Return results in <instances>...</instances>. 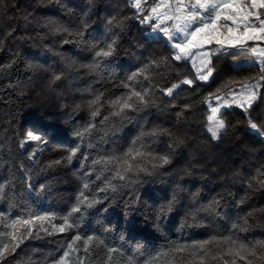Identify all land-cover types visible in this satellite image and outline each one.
<instances>
[{
  "label": "trees",
  "instance_id": "1",
  "mask_svg": "<svg viewBox=\"0 0 264 264\" xmlns=\"http://www.w3.org/2000/svg\"><path fill=\"white\" fill-rule=\"evenodd\" d=\"M151 3L143 2L139 12L130 0H0V186L5 189L0 233L13 231L6 225L14 220L34 221V235L0 264H52L75 235L102 237L122 248L125 260L131 257L134 264H189L188 253L180 256L172 249L213 237L264 240V186L258 182L264 179L258 172L264 167V136L248 127L249 117L235 105L220 110L227 127L219 139L212 140L207 132L216 97L255 83L260 66H236L233 60L240 51H230L235 55L212 57L215 71L208 81L195 80L191 63L172 59L171 45L149 36L148 26L141 23ZM60 27L72 35L57 31ZM113 39V56L94 59ZM97 63L96 70L88 67ZM141 69H146L147 79H128ZM56 75L61 79L54 80ZM186 78L194 84H181L172 97L161 91ZM125 83L148 89L150 103L122 120L110 115L107 101L128 93ZM259 92L250 114L264 127V81ZM99 93L104 94L103 106L93 118L88 102ZM185 105L190 108L185 110ZM89 123L95 127L84 133ZM153 129L167 134L141 135ZM28 131L45 142L21 147ZM138 137L136 147L143 144L146 153H167L171 163L152 170L145 160L150 174L138 172L134 182L114 180L115 192L97 191L105 187L114 166L105 170L93 161L122 156ZM77 146L69 162V150ZM57 160L62 163L55 164ZM84 182L90 185L86 195L104 202L72 214L73 228L55 231L53 226L63 224ZM244 218L246 231L233 229ZM16 227L26 235L29 225ZM4 243L9 238L0 236V246ZM77 245L83 256L82 241ZM69 261L78 264L77 253Z\"/></svg>",
  "mask_w": 264,
  "mask_h": 264
},
{
  "label": "snow or ice",
  "instance_id": "2",
  "mask_svg": "<svg viewBox=\"0 0 264 264\" xmlns=\"http://www.w3.org/2000/svg\"><path fill=\"white\" fill-rule=\"evenodd\" d=\"M133 7L138 11L143 10L142 0H130ZM146 2V0H144ZM153 6L142 18L141 23L150 24L152 31L162 32L168 41L171 42V47L174 49L172 53V59L175 61H184L187 59H194L197 55L200 57L201 66L196 69L197 75L195 80L208 81L215 71V65L212 62L213 56H221L226 53L225 46L231 49H239L240 54H245V44L250 40H264V14L260 10H264V0H250L249 3L243 2V0H160L159 3L156 0H152ZM152 21H156L152 23ZM175 21L172 23L171 28L164 27L163 25ZM115 22V18L109 21V24ZM222 22H230L222 23ZM57 31L67 32L69 36L72 35L69 29L60 27ZM182 34V35H181ZM67 42V41H66ZM215 43L220 48L216 50H210L208 52H193V49H203L205 45H211ZM117 40L113 39L107 43L105 47L95 52V58H109L113 56ZM247 53L250 54V66L259 64L260 76L255 83L243 84L241 92L237 95L233 93L231 102L224 98L223 107H232L235 104L236 107L243 109L246 116H248V127L253 131L264 136V127L257 124L250 114V109L260 99V81H264V48L251 47L248 48ZM227 55H235L232 52H227ZM255 58V59H252ZM153 64L157 63L152 61ZM195 67V64L193 65ZM90 67L92 70H96L99 64H94ZM146 69L133 73L129 80H134L138 76H144ZM61 79L60 75L54 76V80ZM194 79H184L180 83H174L170 87L161 89L163 94L168 97H172L176 89L181 84L191 87L194 84ZM128 88V93L116 97L115 99L107 101L108 106L112 109L111 116L128 119V113L139 111L140 106H147L150 103L148 99L149 90L143 91L132 88L129 84L123 85ZM103 93H99L94 99L88 102V107L91 109V116L93 118L100 115V109L103 106ZM217 100L221 97L217 96ZM185 110L190 108V105L184 106ZM211 115L207 117L208 125L207 132L210 133L212 140L219 139L222 131L227 127L226 121L220 118V107H212L210 105ZM180 113H177L179 116ZM105 120L108 117L104 118ZM95 127L94 124L89 125L84 129V133H90ZM167 134V130L153 129L150 132H142V136H158ZM78 136H82L83 133L78 132ZM139 137L136 141H133V145L125 151L122 156H101L95 161L94 164L103 165L105 170L108 166H114V170L109 177H105V187L97 189L99 192H106L109 189L112 192L117 190V185L113 183L114 180L122 182H134L132 177L138 172H145L150 174V169L143 162L148 161L151 165V169L163 168L165 165L171 163V156L165 154H151L144 151L145 145L140 144ZM28 142H41L44 143L42 136L36 134L33 131H28L25 134V138L21 141V147ZM172 148V145H169ZM79 151V146L69 150L67 160L71 162L72 158ZM32 158L31 156L29 157ZM55 164H60L62 161L57 160ZM260 176L264 177V167L258 170ZM97 179H100L98 176ZM264 186V179L258 181ZM251 186V185H250ZM90 185L84 182L81 190L77 194L76 202L71 208V211L67 217H64L63 224L55 231L63 233L73 228V223L69 218L72 214H78L83 211L84 208H92L96 204L103 203L104 201L97 198L95 195H86V191ZM5 189L0 186V197H3ZM107 199V197H105ZM171 207V206H170ZM249 216L252 213L248 214ZM35 220H45L47 217H35ZM33 220H21L17 219L12 221L11 225H6L13 229L11 232L0 233V236H7L10 243H4L0 246V260L6 258L8 254H15L17 249L21 247L25 240L34 235L32 227ZM247 218H244L243 225L233 224V229L239 227L240 231H246L244 225H247ZM29 225L26 229L27 234L19 233L17 225ZM47 232V229H43ZM48 235H52L51 232H47ZM82 241L83 256L79 255L80 247L77 242ZM191 249V250H190ZM35 251V250H34ZM172 252L183 256L184 253H188L192 260L189 264H211V261H223V264H238V261H244V264H254L256 260L264 261V240H257L255 242L240 241L238 238H234L232 235L213 237L209 240L198 242L192 246L178 245L172 249ZM217 252L220 253L217 256ZM72 253H77L78 264H85L88 260L89 264H134L131 257L125 260L122 248L109 244L105 239L99 236L88 235L86 238H82L80 235L72 237L71 242L67 244V250L63 251V254L58 259H54L52 264H70L69 257ZM168 255V253H164ZM231 257V260L228 259Z\"/></svg>",
  "mask_w": 264,
  "mask_h": 264
},
{
  "label": "rangeland",
  "instance_id": "3",
  "mask_svg": "<svg viewBox=\"0 0 264 264\" xmlns=\"http://www.w3.org/2000/svg\"><path fill=\"white\" fill-rule=\"evenodd\" d=\"M143 2H144V0H142V3ZM156 2L159 3L160 0H156ZM186 2H187V0H186ZM243 2L249 3L250 0H243ZM152 6H153V2L150 4V7H149V10L148 11H150V9H151ZM260 11H261L262 14H264V10H260ZM155 22L156 21H152V23H155ZM174 22L175 21L168 22V23L164 24L163 26L164 27L171 28L172 23H174ZM222 23H229V25H230V22H222ZM145 25L148 26V35L149 36L156 37V38H163L164 40H166L171 45V42L168 41L167 37H165L162 32H156V33H154L152 31V27L150 26V24L145 23ZM251 47L264 48V40H250V41H247L246 44H245V46H244V48H245V54L244 55H240L239 57H237V58H235L233 60V62H234V64L236 66H249L250 65V60H249L250 54H248L246 50L248 48H251ZM218 48H220V46L219 45H216L215 43H213L211 45H205V47L203 49H200V50L193 49V52L194 53L195 52H208L210 50H216ZM225 49H226V52H230V51H240L238 48L237 49H231V48H228L227 46H225ZM172 50L174 51V49H172ZM252 59H255V58H252ZM187 61H189L192 66L195 64V67L193 66V68L195 69V71H196L197 68H199L201 66V61H200L199 55H197L194 59H187ZM257 65H259V64L257 63ZM196 73H197V71H196ZM241 90H242V87H240L238 90H236L234 92H230L226 96L221 97L220 100H217V99L214 100L215 102L212 104V107H220V110H222L224 108H227V107H223L224 98H227V100L229 102H231L232 97H233V93H235V94L238 95L241 92ZM233 105H235V104H233ZM210 115H211V110H210ZM36 198L38 199L39 204L42 207H45L46 204H45L43 198L41 196H36Z\"/></svg>",
  "mask_w": 264,
  "mask_h": 264
}]
</instances>
